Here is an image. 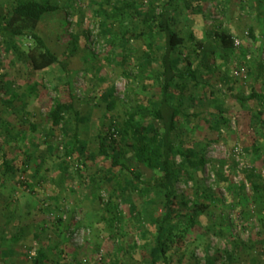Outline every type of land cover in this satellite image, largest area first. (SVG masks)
<instances>
[{
    "label": "rangeland",
    "instance_id": "1",
    "mask_svg": "<svg viewBox=\"0 0 264 264\" xmlns=\"http://www.w3.org/2000/svg\"><path fill=\"white\" fill-rule=\"evenodd\" d=\"M10 1L0 0V4ZM52 1L68 13L70 33L78 36V42L61 37L64 12L40 22L38 32L67 63L66 69L56 63L42 73L51 99L62 81L71 82L77 94L76 112L66 114L65 122L52 129L48 108L27 90L37 73L13 51L2 49L0 145L9 160L21 159L24 165L14 175L4 173L0 152V264H34L40 247L68 264H120L119 260L150 264L155 234L150 232L144 239L141 228L151 227L163 204L143 199L157 191L121 175L110 159L86 160L77 153L66 157L65 147L78 123L88 151H98L103 129L107 132L112 122L121 120L143 98L160 97L155 77L164 41L155 35L156 49L149 64L144 54L148 35L132 40L124 58L125 49L111 41L118 43L126 30L146 31L142 17L132 10L110 18L100 9L111 13L114 3L127 0ZM188 1L194 6L192 12L184 0L143 4L152 2L156 12L166 10L176 19V29L186 38L176 54L181 58L179 68L186 69L190 59L199 70L198 84L191 81L185 93L192 124L183 121L174 139L179 144L188 133L199 138L195 148L208 163L197 178L216 192L217 200L200 217L205 237L188 244L182 264H264V191L254 190L252 182L264 183V103L241 104L233 97L253 90L264 93V0ZM216 31L229 33L240 44L223 48ZM197 41L205 47L197 46ZM18 43L28 44L24 39ZM110 89H114L112 107L104 97ZM10 90L17 93L11 103ZM219 107L230 111L228 125H216ZM210 117L217 118L211 123L213 129L207 123ZM119 145L126 152L122 161L139 170L143 179L150 178L152 171L138 163L129 141ZM216 170L231 175V184L220 183ZM128 180L133 185L122 192L120 183L124 186ZM241 189L244 192H236ZM141 191L143 197L136 201L139 214L134 213L133 220L127 200ZM193 191V181L182 176L177 193L192 204ZM112 201L115 205L109 210ZM117 211L124 214V225L110 221ZM173 264L179 263L174 259Z\"/></svg>",
    "mask_w": 264,
    "mask_h": 264
},
{
    "label": "trees",
    "instance_id": "2",
    "mask_svg": "<svg viewBox=\"0 0 264 264\" xmlns=\"http://www.w3.org/2000/svg\"><path fill=\"white\" fill-rule=\"evenodd\" d=\"M144 1L116 2L112 5L111 13L108 9L103 8L100 9V12L113 18L127 12L130 14L133 10L137 16L142 17V22L147 28L146 31L126 30L118 43L111 41L113 45L120 44L125 49L124 58L127 55V46L132 40L148 35L150 41L145 45L144 54L149 64L156 49L155 35L162 36L164 43L159 47L162 50L160 67L156 71L155 77L159 84L160 97L158 99L143 98L139 105L125 112L121 120L112 122V126L107 132L103 129L99 134L100 140L96 152L88 151L85 142L81 139L79 125L76 123L71 139L65 147V156L69 157L77 153L86 160L110 159L113 168L120 167L121 175L128 174L133 181L137 180L148 188L155 189L157 193L143 199L146 202L163 204L162 213L152 221L153 226L146 229L141 228V235L144 239L148 238L150 232L155 234V245L152 247V254L148 262L150 264H173L175 259L179 264H182L188 244L194 242L198 237H205L207 230L203 227L200 217L209 209L210 204L217 200V194L202 185L197 178L198 171L208 163L205 155L199 153L195 148V144L200 141L199 138L188 133L184 139L180 140L179 144L174 139V132L183 126V121L192 124L190 121L192 115L188 113L186 106V99L189 96L187 97L185 93L191 81L198 84L199 70L194 67L190 59H186L188 62L186 69L179 68L181 58L176 54L181 51L180 48L184 45L186 38L176 29V19L173 16L166 10L156 12L152 2L144 7ZM184 2L187 9L192 12L194 6L188 0H184ZM61 11L64 12V21L62 20L64 27L61 37L71 36L73 42L77 44L78 36L70 33L71 22L68 20V13L52 0H11L7 5L0 4V53L2 49L8 52L13 51L19 61L37 73V77L29 81L27 90L28 93L35 94L36 98L48 108L52 129L58 128L65 122L66 114L76 112L77 103L76 91L69 80L62 81L55 88L57 96L51 99L42 73L56 63L67 68V63L59 58L37 30L40 22ZM110 26L108 25L109 28H111ZM215 35L220 46L225 49L233 47L235 42L232 35L221 31H216ZM190 38L194 40L193 33L190 34ZM19 39L28 42L26 47L18 43ZM196 43L199 47H205L202 41ZM204 57H208L207 53H204ZM9 92L12 96L9 100L11 103L13 98L17 97V93L11 90ZM113 93L114 89L104 91V97L110 99L109 107H112L115 102L112 99ZM233 97L241 104L249 101L264 103V93L257 90L250 93H233ZM219 111L221 115L216 116L218 119L211 117L208 119L207 123L212 129L211 123L215 119H217L215 122L218 126L229 124L227 114L230 111L223 107H219ZM32 127L36 129L37 125L33 124ZM125 141H129L130 150L138 163L152 171L150 178L143 179L139 170L131 168L122 161L126 152L119 144ZM0 152H3L1 166L4 173L14 175L16 171L22 170L23 160H9L2 145H0ZM215 172L220 183L231 184V175H225L221 170ZM182 176L194 183L195 200L192 204L188 198L177 193V183L182 179ZM132 180H128L124 186L120 183L122 192L129 190V187L133 185ZM252 182L254 190L264 191V183ZM142 195L141 191V194L138 193L134 196V200L132 196L127 200L130 203L128 214L133 217V220L136 218L135 214L137 213V216L139 214L136 201L143 197ZM114 205L115 202L112 201L108 205V209L110 210ZM110 221L112 224L118 222L124 225L125 216L121 211H117ZM218 233L221 232L215 231V234ZM50 252L49 249L40 247L33 263L68 264L61 260L60 256L52 255ZM119 263L123 264V261L119 260Z\"/></svg>",
    "mask_w": 264,
    "mask_h": 264
},
{
    "label": "built area",
    "instance_id": "3",
    "mask_svg": "<svg viewBox=\"0 0 264 264\" xmlns=\"http://www.w3.org/2000/svg\"><path fill=\"white\" fill-rule=\"evenodd\" d=\"M235 44L236 45H239L240 44V41L239 40H237V39H235ZM264 58V57H263ZM238 73V72H237Z\"/></svg>",
    "mask_w": 264,
    "mask_h": 264
}]
</instances>
